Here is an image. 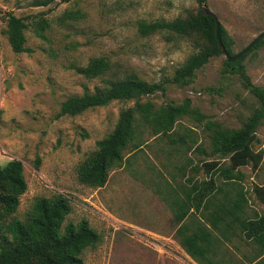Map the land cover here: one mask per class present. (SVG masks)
Returning a JSON list of instances; mask_svg holds the SVG:
<instances>
[{
  "label": "rangeland",
  "instance_id": "obj_1",
  "mask_svg": "<svg viewBox=\"0 0 264 264\" xmlns=\"http://www.w3.org/2000/svg\"><path fill=\"white\" fill-rule=\"evenodd\" d=\"M32 1L0 0V164L19 160L26 182L15 216L29 215L35 198L61 193L71 206L65 222L85 219L99 236L93 248L82 252L83 264H193L173 238L171 210L156 199L157 194L176 188L170 175L180 182L175 166L185 154L171 150L163 138L152 140L130 158L129 165L110 171L103 187L88 188L77 183L76 165L111 131L118 112L131 103L112 102L72 117L57 118L56 113L65 98L101 85L73 70L93 57L103 56L111 63L104 79L132 73L155 83L170 77L192 53L190 44L179 38L165 41L160 35L141 38L135 23L171 20L196 8V0H56L39 8L30 7ZM205 5L230 36L232 54L264 31V0H205ZM64 11L82 16L58 23ZM8 12L18 17L40 14L51 23L42 39L26 29L25 46L31 52H11L2 34L3 15ZM222 59V55L209 59L190 85L167 84L163 95L157 92L147 99L159 107L187 98L190 107L208 119L238 128L255 101L237 76L222 72ZM242 65L250 82L264 87V43ZM182 124L194 126L186 118ZM193 131L207 149L199 129ZM255 135L258 143L253 150L264 151L263 123ZM190 156L194 162L201 159ZM239 170L247 205H260L250 189L264 183V163L254 172L249 166Z\"/></svg>",
  "mask_w": 264,
  "mask_h": 264
},
{
  "label": "trees",
  "instance_id": "obj_2",
  "mask_svg": "<svg viewBox=\"0 0 264 264\" xmlns=\"http://www.w3.org/2000/svg\"><path fill=\"white\" fill-rule=\"evenodd\" d=\"M55 1L34 0L30 7H46ZM202 3L205 4V0ZM81 16L79 12L64 11L57 22L78 20ZM2 23V34L14 54L31 52L25 46L24 32L27 28L35 37L42 39L51 25L40 14L18 17L11 12L3 15ZM135 26L136 34L141 38L160 35L165 41L186 39L192 53L173 70L170 77L155 83H147L132 73L104 79L111 63L103 56L90 58L84 66L73 68L82 78L99 80L101 85L91 92L84 88L80 95L61 101L57 118L77 116L112 102L131 103L118 112L111 131L97 140L94 150L76 165L77 183L92 189L103 187L110 171L129 165L130 158L150 140L165 138L169 146L184 145V152L192 150L201 159L195 163L185 159L176 166V170L182 172L189 164L192 179L200 172L209 177L206 181L194 180L186 191L182 189L183 197L169 205L174 225L173 238L180 249L196 264H217L213 256L221 248L220 240L229 241L231 237H237L236 230H239L251 244L259 247L261 255L264 254V214L255 219L240 218L242 205H247V199L239 184L244 178L240 168L249 166L254 172L264 163V151L253 150L258 143L256 129L264 124V87L253 85L242 65L248 54L263 45V39L232 63L222 59V72L237 76L241 86L255 101L241 125L232 129L190 107L187 98L179 104L168 103L159 107L147 99L157 92L163 95L167 84L179 88L190 85L196 71L209 59L221 56L215 42L214 21L201 16L196 7L171 20H138ZM218 35L227 54L234 55L231 52L232 40L220 23ZM184 118L193 123L190 128L199 129L207 140V149L198 137L191 136L194 131L182 124ZM180 131L190 135H177ZM174 135L177 136L174 138ZM219 180L221 185H216ZM186 181L189 183L191 179ZM25 190L21 162L10 159L0 164V264H83L82 252L97 244L98 234L85 219L74 224L65 222L71 206L69 199L61 193L35 198L31 213L22 219L17 218L15 213ZM250 194L264 208V183L252 186ZM223 264L234 262L229 258Z\"/></svg>",
  "mask_w": 264,
  "mask_h": 264
},
{
  "label": "crops",
  "instance_id": "obj_3",
  "mask_svg": "<svg viewBox=\"0 0 264 264\" xmlns=\"http://www.w3.org/2000/svg\"><path fill=\"white\" fill-rule=\"evenodd\" d=\"M187 128H190V127H187ZM190 129H192V128H190ZM192 130H194V129H192ZM179 134H183L185 136L190 135L189 133L183 132V131H180L177 133V135H179ZM177 135H174L173 137L175 138V136H177ZM180 136H182V135H180ZM191 136L194 137L195 136L194 133ZM163 139H165V138H163ZM150 141H148V143ZM176 145L178 146L176 148H173V146H170L172 148L171 150H173L174 152H177V153L179 152V153L185 154L186 157L181 159L182 162L185 159H190V160H192V163H195L194 159L191 158V156H190L191 154H195L194 152H191L192 150L186 153V152H184L186 149V146H184V145L181 146L179 144H176ZM185 164H186V162H185ZM188 165L189 164H187L185 166L184 171H182V172L178 171V173H179L178 178H179L180 182L178 181V179H176V176L174 177V175H170L169 179H170V181L171 180L173 181L176 188H174L172 191L170 190V192L162 194L161 196H159L157 194V196L159 198L161 197L159 199L156 196V199L158 200V202L161 205H167V207L170 209L169 205L172 201H179L183 197L182 189L186 191V188L188 189L190 184H192V182L196 179L198 181H206L208 179L209 176L205 175L202 172L198 173L192 179L193 174H191L189 172L190 166H188ZM175 168H176V166H175ZM190 179H191V182L188 183L186 180H190ZM241 182H239V184ZM215 184L221 185V181L220 180L216 181ZM208 210H210V209H208ZM262 214H264V208L261 205H242V212H241L240 218L241 219H245V218L255 219L256 216H260ZM237 229H238V226H237ZM147 231L152 233V234H155L157 236H160V237H162V235H163L162 233L158 232L157 230L147 229ZM236 233H237V237H231L229 239L230 242L227 239L226 240H223V239L220 240L222 243V244H220L221 248L219 249L217 254L215 256H213L214 262L215 263L217 262V264H223V261L231 258L232 262H234V264H264V254H262V255L260 254L259 247L254 245V244H251L250 239L245 237L243 231L239 232V230H236ZM187 258L193 264H196L189 257H187Z\"/></svg>",
  "mask_w": 264,
  "mask_h": 264
},
{
  "label": "water",
  "instance_id": "obj_4",
  "mask_svg": "<svg viewBox=\"0 0 264 264\" xmlns=\"http://www.w3.org/2000/svg\"><path fill=\"white\" fill-rule=\"evenodd\" d=\"M196 6L198 9V13L201 16H208L214 21V33H215V42L216 45L221 53V55L225 58L227 63H232L239 59L242 55H244L255 43H257L259 40L264 38V31L259 33L256 37H254L243 49H241L236 54L229 56L227 52L225 51L224 47L222 46L219 35H218V28H219V22L214 15L213 12H211L205 4L202 3V0H196Z\"/></svg>",
  "mask_w": 264,
  "mask_h": 264
}]
</instances>
